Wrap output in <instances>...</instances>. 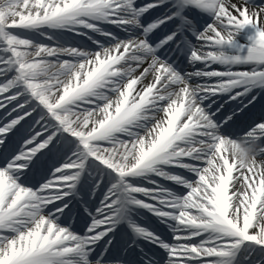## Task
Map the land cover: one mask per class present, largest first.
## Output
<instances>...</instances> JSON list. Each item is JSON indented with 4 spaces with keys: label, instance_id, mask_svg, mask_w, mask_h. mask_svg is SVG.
Listing matches in <instances>:
<instances>
[{
    "label": "snow or ice",
    "instance_id": "obj_1",
    "mask_svg": "<svg viewBox=\"0 0 264 264\" xmlns=\"http://www.w3.org/2000/svg\"><path fill=\"white\" fill-rule=\"evenodd\" d=\"M262 97L264 0H0V264H264Z\"/></svg>",
    "mask_w": 264,
    "mask_h": 264
},
{
    "label": "bare ground",
    "instance_id": "obj_2",
    "mask_svg": "<svg viewBox=\"0 0 264 264\" xmlns=\"http://www.w3.org/2000/svg\"><path fill=\"white\" fill-rule=\"evenodd\" d=\"M63 38H64V36H63ZM46 42V41H45Z\"/></svg>",
    "mask_w": 264,
    "mask_h": 264
}]
</instances>
